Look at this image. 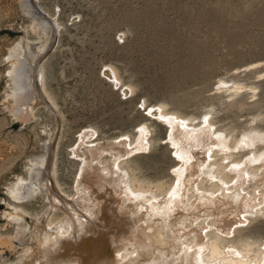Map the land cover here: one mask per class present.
Segmentation results:
<instances>
[{"label":"bare ground","instance_id":"1","mask_svg":"<svg viewBox=\"0 0 264 264\" xmlns=\"http://www.w3.org/2000/svg\"><path fill=\"white\" fill-rule=\"evenodd\" d=\"M22 5L34 18L30 28L37 36L28 37L25 29L8 49L9 109L27 123L42 105L54 119L44 153L31 156L27 174L16 175L6 190L10 209L4 213L17 225L14 237L24 235L16 257L0 264H264V234L253 228L264 218V113L252 112L241 123L217 115L221 100L258 96L264 60L244 67H262L253 79L237 74L238 68L219 75L212 90L220 98L198 114L142 96L138 105L149 120L133 131L109 138L97 125L82 127L70 145L79 162L67 192L56 177L64 112L47 71L63 24L39 0ZM81 17L75 12L69 20ZM126 34L121 30L119 39ZM100 72L123 99L134 98L136 83L113 61L103 62ZM152 119L163 124L164 136ZM162 139L175 163L169 178L151 179L142 174L139 157ZM42 193L46 205L29 213L23 206ZM27 214L30 221L23 224ZM2 243L12 246L11 236Z\"/></svg>","mask_w":264,"mask_h":264},{"label":"rangeland","instance_id":"2","mask_svg":"<svg viewBox=\"0 0 264 264\" xmlns=\"http://www.w3.org/2000/svg\"><path fill=\"white\" fill-rule=\"evenodd\" d=\"M39 4L57 12L63 24L59 48L47 71L49 86L64 112L56 177L67 192L79 162L70 154V145L85 125H97L100 135L109 138L133 131L139 121L149 120L138 105L142 96L149 103L163 100L170 109L198 114L208 101L220 98L212 90L219 75L238 68L237 74L253 79L262 68L244 67L264 60V0H39ZM75 12L82 15L78 22L69 20ZM32 19L22 0H0V263L16 257L24 235L14 237L17 225L4 213L10 209L6 190L16 175L27 174L31 156L44 153L47 129L54 119L42 105L27 123L9 109L10 81L5 72L10 63L5 59L25 29L28 37L36 39ZM124 29L127 34L120 40ZM105 61H113L125 78L136 83L132 100L123 99L106 83L100 72ZM258 83L260 91L254 99L243 94L221 100L218 117L241 123L252 112L264 113V77ZM152 121L164 136L163 124ZM142 155L143 175L170 177L175 160L165 139ZM45 205L42 193L23 207L35 213ZM28 214L23 224L30 221ZM253 228L264 234V218ZM10 236L13 245L3 244V238Z\"/></svg>","mask_w":264,"mask_h":264},{"label":"snow or ice","instance_id":"3","mask_svg":"<svg viewBox=\"0 0 264 264\" xmlns=\"http://www.w3.org/2000/svg\"><path fill=\"white\" fill-rule=\"evenodd\" d=\"M205 119H207V117Z\"/></svg>","mask_w":264,"mask_h":264}]
</instances>
